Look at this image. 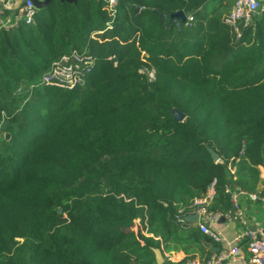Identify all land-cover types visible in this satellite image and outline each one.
Listing matches in <instances>:
<instances>
[{
    "label": "trees",
    "instance_id": "obj_1",
    "mask_svg": "<svg viewBox=\"0 0 264 264\" xmlns=\"http://www.w3.org/2000/svg\"><path fill=\"white\" fill-rule=\"evenodd\" d=\"M208 1L118 0L111 16L108 0H50L0 30V264H158L162 246L206 259L215 242L178 209L215 179L212 209H232L227 183L263 201L264 12L237 39ZM86 48L83 85L41 83Z\"/></svg>",
    "mask_w": 264,
    "mask_h": 264
},
{
    "label": "built area",
    "instance_id": "obj_2",
    "mask_svg": "<svg viewBox=\"0 0 264 264\" xmlns=\"http://www.w3.org/2000/svg\"><path fill=\"white\" fill-rule=\"evenodd\" d=\"M117 4L118 0H108L111 16L115 15ZM37 11L38 7L34 0H0V30L10 31L22 23H35ZM256 12H264V0H234L223 20L232 28L236 38L239 39L242 35V27L254 23ZM194 21L195 15L193 13L186 14V25L191 26ZM111 27L112 22L108 23V28ZM101 32L97 31L94 35ZM94 63L95 59L90 53V48L72 49L54 61L50 68L43 73L40 81L44 85L72 89L86 82ZM34 87L35 84H32L28 90L31 91ZM22 91L23 86L18 88V92ZM3 137H5V132L2 131L0 124V138ZM229 170L235 179L236 167L230 164ZM225 194L230 197L232 209H212L211 205L216 195L215 179L205 194L196 197L190 204L181 206L176 214V222L180 225L194 224L203 233L211 237L214 242H223L225 246L218 251H213L206 259L188 255L180 262L168 260L166 264H223L227 260L242 264H264V222L255 229L249 228L245 211L239 202V196L246 194L245 191H236L232 183H227ZM248 196L254 200L258 199L255 193H249ZM262 200L264 201V198ZM192 215H196L194 222L187 218ZM137 221L140 222V219ZM223 224L234 225L235 227L240 224L241 227L236 228L232 239H227L219 229V225Z\"/></svg>",
    "mask_w": 264,
    "mask_h": 264
},
{
    "label": "crops",
    "instance_id": "obj_3",
    "mask_svg": "<svg viewBox=\"0 0 264 264\" xmlns=\"http://www.w3.org/2000/svg\"><path fill=\"white\" fill-rule=\"evenodd\" d=\"M233 2H234V0H229V3L231 5L233 4ZM225 4H227V0H222L221 4L219 6V10ZM262 16H263V14L261 12L257 13V15L255 16V20L257 18H261ZM223 17H224V15H223ZM261 170H262L261 176H262V178H264V168H261ZM261 187H263V184H261ZM241 205L245 211V215H246V218L248 221L249 228L255 229L258 226H260L262 224V222H264V201L254 200L251 197H249L247 194H243ZM237 227L240 228L241 227L240 224H237ZM237 227H235L234 225H229V224L219 225V229L221 230V232L223 233V235L227 239H232L234 232H235ZM203 245H204V247L212 250L213 247H216V246H218L220 249H222L225 246V243H223V242L222 243H216L215 242L214 244L213 243L210 244V242L205 241L203 243ZM161 250L163 252V262L168 261V260L180 262L185 257L188 256V254L180 247H172L171 249H167L164 246H162ZM193 256L204 259L203 253L201 251H195ZM223 264H242V263H240V262L234 263L230 260H227V261H224Z\"/></svg>",
    "mask_w": 264,
    "mask_h": 264
},
{
    "label": "water",
    "instance_id": "obj_4",
    "mask_svg": "<svg viewBox=\"0 0 264 264\" xmlns=\"http://www.w3.org/2000/svg\"><path fill=\"white\" fill-rule=\"evenodd\" d=\"M35 4L38 8H42L45 7L49 4L50 0H44V1H40V0H34ZM69 1H77V0H69ZM257 15V12L255 13V16ZM172 16L175 17H179L182 18V20L185 22L186 20V13L184 11H179L174 13ZM172 113L174 115V118L178 121H183L186 118V114L184 112H182L181 110H179L178 108H173ZM11 136L10 133L5 132V139H9ZM212 153V157L215 161H219L220 160V155L214 151L213 149L210 150ZM189 221L194 222L196 220V215H192L187 217ZM211 244V243H210ZM209 245V244H208ZM220 248L218 246L213 247V251H218ZM156 252V259H157V263L162 264L163 263V252L161 250V248H156L155 249Z\"/></svg>",
    "mask_w": 264,
    "mask_h": 264
},
{
    "label": "rangeland",
    "instance_id": "obj_5",
    "mask_svg": "<svg viewBox=\"0 0 264 264\" xmlns=\"http://www.w3.org/2000/svg\"><path fill=\"white\" fill-rule=\"evenodd\" d=\"M222 0H209L205 5L204 9L207 10L208 12H212L217 6L219 7L221 4ZM231 4L229 3V0H227V4H225L223 7L220 8V12L225 15L231 8ZM224 63V60L222 61V64ZM222 64H218L217 67H220ZM242 195L239 196V202L242 204ZM242 206V205H241Z\"/></svg>",
    "mask_w": 264,
    "mask_h": 264
},
{
    "label": "bare ground",
    "instance_id": "obj_6",
    "mask_svg": "<svg viewBox=\"0 0 264 264\" xmlns=\"http://www.w3.org/2000/svg\"><path fill=\"white\" fill-rule=\"evenodd\" d=\"M150 77L154 78L155 77V72L154 71H149Z\"/></svg>",
    "mask_w": 264,
    "mask_h": 264
}]
</instances>
